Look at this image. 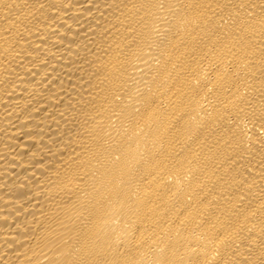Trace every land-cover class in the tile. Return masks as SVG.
<instances>
[{"label": "bare ground", "instance_id": "obj_1", "mask_svg": "<svg viewBox=\"0 0 264 264\" xmlns=\"http://www.w3.org/2000/svg\"><path fill=\"white\" fill-rule=\"evenodd\" d=\"M0 264H264V0H0Z\"/></svg>", "mask_w": 264, "mask_h": 264}]
</instances>
